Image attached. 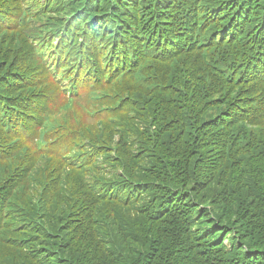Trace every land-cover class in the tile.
Listing matches in <instances>:
<instances>
[{"label": "trees", "instance_id": "1", "mask_svg": "<svg viewBox=\"0 0 264 264\" xmlns=\"http://www.w3.org/2000/svg\"><path fill=\"white\" fill-rule=\"evenodd\" d=\"M0 264H264V0H0Z\"/></svg>", "mask_w": 264, "mask_h": 264}, {"label": "rangeland", "instance_id": "2", "mask_svg": "<svg viewBox=\"0 0 264 264\" xmlns=\"http://www.w3.org/2000/svg\"><path fill=\"white\" fill-rule=\"evenodd\" d=\"M33 24H35V22H33ZM81 96V101L84 103V104H86V102H87V93L86 92H83L82 93V95H80ZM70 144V142L66 145V147L68 146ZM45 146H47V144L45 143V142H43V144H41V147H45Z\"/></svg>", "mask_w": 264, "mask_h": 264}]
</instances>
